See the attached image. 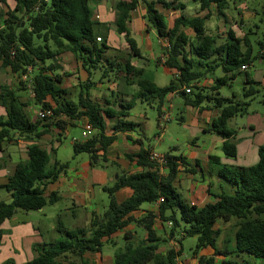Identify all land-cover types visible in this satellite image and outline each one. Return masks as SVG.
Returning <instances> with one entry per match:
<instances>
[{"label":"trees","instance_id":"obj_1","mask_svg":"<svg viewBox=\"0 0 264 264\" xmlns=\"http://www.w3.org/2000/svg\"><path fill=\"white\" fill-rule=\"evenodd\" d=\"M194 1L199 4L201 11L210 13L214 5L220 14L230 4V0ZM13 2V9L0 12V61L13 82L11 87H3L0 91V106L6 111V116L0 117V148L12 131L18 138L39 140L48 132L40 131L41 127L49 129L55 126L65 131L85 117L96 134L84 142H75L73 151L75 155L89 154L92 166H96L99 159L98 148L106 150L115 141L114 136L105 135L106 118L119 119L118 124L113 127L115 133L132 131L135 125L123 118L134 107L136 100L152 98L162 102L166 96L177 91L176 84L158 87L144 78V70L133 66L130 60L109 55L111 47L108 42L103 39L101 42L97 41L95 26L98 24L93 22L89 0ZM140 5L146 9L145 20L148 25L161 39L168 42L164 64L178 72L181 85L190 87L195 81L214 75L220 68L223 76L214 79L213 87V91H219L237 78L243 66H253L256 58L249 38L239 39L229 31L225 40L218 44L215 38L206 33L209 14L195 18H186L182 14L173 21L170 28L157 6L161 5L164 9H184L185 6L176 0H123L116 5V32L125 37L132 57L141 58V53L136 41L130 37L128 23L131 13ZM185 29L193 30L195 39L191 40L184 33ZM63 53H71L89 75H92L93 70H100L102 78L121 73L125 75L127 84L135 83L140 90L133 95L130 103L120 105L119 110L92 100L88 92L89 85L82 86V91L74 102L67 98V91L61 88L62 77L54 74V65H47L49 60ZM259 57L264 58V54L260 53ZM26 75L35 92L34 104L41 110L53 109V117L43 120L37 118L34 122L27 118L24 105L19 101V94L28 90L27 81L24 80ZM191 93L186 94L184 90L180 96L192 106L198 107L209 99L201 93ZM257 93L258 90L254 88L246 89L245 97L249 98ZM191 98L193 99L190 101ZM216 101L221 112L213 121L212 130L225 139V156L236 158L237 149L233 141L237 132L229 128L228 122L246 114L249 103H236L222 98ZM137 142L142 145L141 140ZM150 154V151L142 150L137 155H128L131 162L146 168V171L123 174L114 186L104 188L109 197L108 210L102 217L94 216L90 228L68 231L64 238H59L50 245H36L33 248L36 257L25 264H92L85 258L86 254L101 252L104 240H109L131 221L130 214L140 210L144 204L157 202L160 219L172 223L171 236L181 228L185 236L196 238L194 256H198L203 249L211 248L214 256L228 257L221 264H264V146L259 148L258 163L250 167L220 165L216 158H212L220 166L219 176L234 186L235 191L215 194L217 202L203 208L188 204L174 186L178 162L183 164L186 172L195 174L185 159L167 155L166 164L160 165L149 159ZM27 155L28 160L15 167L4 186L12 200L10 203H0V224L12 219L19 210L40 211L58 202L56 193L46 197V188L67 170L68 164L55 162V167L49 169V154L39 146L29 148ZM102 161L106 162L107 159L102 157ZM196 165L200 167V162ZM162 168L168 169L165 177L159 173ZM122 188H130L134 194L118 204L115 194ZM167 211L173 212L169 219L164 217ZM154 220L155 215L152 213L140 220L147 232L148 244L126 246L115 254L114 264H178L182 249H169L166 255L157 253L161 239L154 230ZM232 220L236 221L234 239L227 241L225 248L221 250L218 248V239L222 231L216 229V225L220 221L230 223ZM233 241L235 246L229 249ZM198 263L215 264V260L200 257Z\"/></svg>","mask_w":264,"mask_h":264},{"label":"crops","instance_id":"obj_2","mask_svg":"<svg viewBox=\"0 0 264 264\" xmlns=\"http://www.w3.org/2000/svg\"><path fill=\"white\" fill-rule=\"evenodd\" d=\"M120 1L123 0H89L93 13H98L100 16V21L98 25L95 26L96 36L102 38L103 41L108 42L111 32L114 31L119 38H122V41L119 43L121 50H115L114 47H111L109 52L111 57H120L124 60H130L133 66L144 70V78L152 81L158 87H167L172 83L178 86L177 91L166 96L162 102L152 98L136 100L134 107L129 110L127 116L123 118L124 121L133 123L131 120L132 111L137 103L140 102L147 104L151 108H157L158 126L160 129L165 131L169 128V123L174 119L172 115L174 101L177 98H181L184 105L181 107V115L179 119L184 121L183 114L186 113L191 118V123H195L196 128L204 132L206 141H204L203 145L200 146L192 140L189 143L188 151L180 156H171L169 154L160 155L152 146H145L144 140L146 139V134L144 133L141 124L133 123L135 127L132 131L115 133L113 131V127L118 124L119 119L106 118L105 135L108 137L114 136L115 141L106 150L98 148L97 155L99 159L96 166H92L89 154L85 157L83 156L85 153L79 155H75L73 153L74 155L70 159L65 162H59L60 164H68L67 170L61 173L55 182L49 183L46 188V197H48L51 193H56L59 197L56 204L66 201L67 204L65 211L68 214L72 212L73 218L77 217V215L75 216L76 212H80L86 221V226L78 228H66L60 224L61 226L58 231L60 237H64L68 231L90 228L94 216L102 217L105 214L108 206L106 209L101 211L97 203V192L99 190L104 191V188L114 186L118 178L123 174H138L146 171V168L137 165L135 162H131L128 159V155H137L142 150H146L161 157L169 155L174 158L182 157L185 159L186 163L194 169L195 174L186 172L183 164L178 162L174 186L188 204L196 206L197 208H203L209 204H215L217 202L214 197L215 194H221L222 192L234 193L235 191L234 186L230 185L219 176L220 166L217 165V160L220 165L234 167H250L257 164L259 161L258 151L262 145L256 146L254 143L247 145L248 140H238L237 134L235 141H233V144H235L237 149V155L234 159H236V162L238 163L239 158H241L243 162H241V164H233L230 161L231 158L225 156L223 152L225 139L220 134L212 130L213 121L219 117L221 112V108L217 106L216 100L222 98L230 99L235 102V98L222 97L220 95V90H222L223 87L219 91H213V75H208L202 80L195 81L190 87L180 84L178 72L167 68L164 64L163 53L166 52V40L161 39L157 32L146 22V9L143 5H140L131 13V19L128 23L130 37L136 41L137 47L141 53V58L131 56V51L126 43L125 37L116 32L117 12L115 7ZM176 1L182 3L185 8L164 9L161 5L157 6V10L163 14L168 26L171 28L173 21L182 14L186 18H189L185 15V13L189 11H197L195 17H205L209 14V19L206 22V33L215 38L217 42L224 41L229 31H232L239 39H243L245 37L249 38V33H247L245 29L248 25H250L249 23L252 22L253 19L259 16V12L252 6L248 5L251 0H230V2L232 1L233 3V8L237 17L231 16L232 14L230 15L226 12L230 7V4L223 14H220L214 5L211 7V11L209 13L201 11L199 4L194 0H186V2H181L180 0ZM191 2L196 4L194 9L190 6ZM7 6L9 9H13L15 4L13 2L11 4H7ZM262 8L264 11V5ZM211 19L216 23L220 34L219 36H213L210 32H208V21ZM190 31L191 33H189ZM184 33L191 40L195 39V33L193 30L185 29ZM151 34H155L158 37V44L160 45L162 52L160 56H156L153 53V44L150 39ZM260 46H263L260 53L264 54V43L263 45L260 44ZM150 63L162 67L165 75H170L172 77L169 84L160 86V84L153 79V71L150 69ZM47 65H54V74L62 77L61 88L67 91L68 99H70L69 96H72L79 88L82 91V86H86V84L89 83L88 85L94 86V88L91 89L90 87L88 89L92 100L113 110H119L118 107L120 105L130 103L133 95L137 94L140 90L138 85L135 83L132 85L127 84L125 75L123 74L124 84L122 92L119 93L116 91L117 89L114 90L110 88V94L108 92L103 93L102 96L104 99H98L99 97L95 94V92L98 88H100L101 84H104L101 80V71V75L95 72L92 73V75H89V73L83 69L81 64L77 62L71 53H63L56 56L53 59V62L47 63ZM220 70V68L217 69L215 73ZM249 70L250 68H248L245 72L241 71L238 75H244L248 84L253 80L249 74ZM118 75H115L116 77H112L111 75L109 82L113 83L114 81L111 78L118 79ZM96 79L99 81L96 82ZM103 79L108 80V78ZM12 84V80L8 77L6 70L2 67V62L0 61V91L1 88L11 87ZM125 85L132 88L133 94L128 91V89H125ZM187 88L191 89L192 93H201L202 95L209 97V99H206L198 107L192 106L180 96V93H183V91ZM207 89H209L210 92H208ZM26 93L27 92H22V94H19V101L24 105V111L27 118L34 122L38 118L37 114L40 111V107L38 106V108H35L34 102L31 105V100L27 97ZM192 99L193 98H191L190 101ZM101 100H103L104 103H102ZM248 100V102L245 101L243 103H249L250 107L251 103L254 101V96L251 98L249 97ZM48 102L53 104L50 99H48ZM5 116V109L0 106V117ZM144 118H147L146 114L144 115ZM234 118L228 122V126L232 130L234 129L230 126V123ZM63 119L66 120L65 118ZM87 122L88 119L82 117L76 121L73 126H69L65 131H61L55 126H52L49 129L41 127L40 131L46 130L48 132L39 140L18 138L17 134L12 131L8 138L4 140L0 148V170H7L6 175H3L6 176V178L0 175V187L4 188L8 182L9 176L13 173L15 167L19 163L26 162L28 160L27 152L29 148L32 146H39L42 150H45L49 154V157L50 154H57L59 146L62 145V138L68 135L70 128L80 126L84 130ZM94 134H96V131L93 130L91 136ZM138 140L142 141V145L137 142ZM77 141L84 142V140L80 141L73 138L72 146ZM102 157L106 158L107 161H102ZM212 158H216L217 160L214 161ZM197 162H200V167L196 165ZM159 173L165 177L168 175V169L162 168ZM133 194L134 191L132 189L122 188L116 192L115 198L117 203L121 204L132 197ZM40 211H43V209ZM148 213L155 215L154 230L157 237L161 239L160 245L157 249L158 254L166 255L169 249H174L175 251L183 249L181 256L177 260L178 264H199L198 260L200 257L207 259L214 258L215 264H221L223 260L228 259V257L224 258L221 256H214V251L211 248L201 250L198 256L193 255V249L192 257L188 258L184 253V242H181L182 244L179 243V239L182 238L185 241L187 236H185L182 230L179 232L180 229L176 230L174 236L170 235L172 223L170 221H162L160 219L159 202L147 204V206L144 204L140 210L130 214L129 216L131 221L123 229L115 233L109 240H104V246L101 252L88 253L85 255V258L90 260L92 264H114L115 254L120 252L126 246L130 244L133 246L148 244L147 232L142 224H140V220ZM172 215L173 212L167 211L164 217L169 219ZM177 216L179 217V214H177ZM219 224L220 222L217 223L216 229H220L217 227ZM234 246L235 242L233 241L228 248L231 249ZM218 248L221 249L219 244ZM257 264H259V262Z\"/></svg>","mask_w":264,"mask_h":264},{"label":"rangeland","instance_id":"obj_3","mask_svg":"<svg viewBox=\"0 0 264 264\" xmlns=\"http://www.w3.org/2000/svg\"><path fill=\"white\" fill-rule=\"evenodd\" d=\"M180 1L186 2V0ZM11 3H13V0H4L3 2L0 1V12L7 11L9 9L7 4ZM190 4L193 9L196 7V4L193 2ZM248 5L252 6L259 12V16L253 19L252 22L249 23L250 25H248L245 29L246 32L249 33L253 56L256 58L253 66L250 67L249 70V74L253 80L250 84H248L244 75L237 76L234 81L229 82L227 86H224L222 90H220V95L222 97L235 98L236 103H243L245 101H249L248 98L245 97L246 89L250 90V88H254L255 90H258V93L254 96V101L248 108V112L234 118L230 123V126L237 132L238 140H248L247 145L254 143L256 146H264V59L259 57L261 52L260 43H264V11L262 8L264 0H251ZM226 12L230 15L232 14L231 16L237 17L232 1L230 2V7ZM196 13L197 11H189L186 12L185 15L189 18H194ZM218 31L219 30L214 20H209L208 32H210L213 36H219L220 34ZM189 33H191V31ZM150 39L153 44L154 55L160 56L162 52L160 45L158 44V37L155 34H151ZM121 41L122 38H119L118 35L112 31L111 36L108 39V45L110 47H114L115 50H121L119 45ZM222 42H218V44ZM166 43L168 44L167 41ZM167 49L168 48L166 47V51ZM165 53L166 52L163 53V59H165ZM52 62L53 60L48 61V63ZM150 69L153 71V79H155L160 86H165L170 83L172 77L170 75H165L162 67L150 63ZM94 72L101 75L100 70H93L92 73ZM113 76L115 75L112 74V77ZM123 76V74H120L118 75V79L111 78L114 81L113 83L109 82V78L108 80L102 78L101 80L105 85L101 84L100 88H98L95 92V94L99 97L98 99H104L102 96L103 93L108 92L110 94V88L114 90L117 89L116 91L121 93L124 84ZM222 76L223 73L220 70L213 75V78L216 79ZM97 81L99 80L96 79V82ZM89 86L91 89L94 88L92 85ZM125 89H128V91L133 94L131 87H127L125 85ZM83 90L85 91V88ZM207 91L210 92L209 89H207ZM26 92L27 97L31 100L30 104L32 105L34 102L33 98H31L29 90ZM80 92L81 89L79 88L77 92L73 93V95L69 96V98L73 101H77ZM251 97L253 96H250V98ZM101 102L104 103L103 100H101ZM183 105L184 102L181 98L175 99L172 113L174 119L169 123V128L163 131L158 126L157 108H151L147 104L140 102L137 103L132 111L131 120L134 124L142 125L144 133L146 134V139L144 140L146 147L149 145L152 146L160 155L169 154L171 156H180L188 151L189 143L192 140L200 146L203 145V142L206 141L204 132L197 129L195 123H191V118L186 113L183 114L184 121L179 119L181 115L180 110ZM34 107L38 108L36 105H34ZM145 114L147 115L146 119L144 118ZM83 132L84 130L80 126L70 128L68 135L62 138V145L59 146L57 154H50V162L48 165L49 169H53L55 167L56 161L65 162L74 155L72 140L75 138L76 140L85 141L86 138L83 137ZM86 155L87 154H84L83 156L86 157ZM230 161L233 164H241V162H243L241 158H239L238 163L234 158H231ZM6 172L7 170L1 169L0 175H6ZM3 177L6 178V176ZM11 200L9 192L0 187V203H10ZM97 203L101 211L109 206L108 194L103 190H99L97 192ZM66 204L67 202L64 201L54 206H46L43 211L25 212L19 210L12 219L0 224V264H6L7 262L25 264L34 260L36 253L33 248L36 245H50L56 242L59 238H62L58 232L61 226L60 224L66 228L86 226V221L80 212H76L75 216L77 215V217L73 218L72 212L68 214L65 211ZM145 205L147 206V204ZM235 224V220H232L228 224L220 221L219 226H217L222 231L218 242L221 249L225 248L228 240L230 241L234 239V235L236 233ZM179 232H181V228ZM179 240V243L184 242L185 255L188 258H191L192 250L196 246V239L187 237L185 241L182 238Z\"/></svg>","mask_w":264,"mask_h":264},{"label":"built area","instance_id":"obj_4","mask_svg":"<svg viewBox=\"0 0 264 264\" xmlns=\"http://www.w3.org/2000/svg\"><path fill=\"white\" fill-rule=\"evenodd\" d=\"M45 1L48 2V0H45ZM99 21H100L99 14L98 13L97 14L93 13V22L95 24H98ZM97 41L101 42L102 38L97 37ZM166 47L169 48V44H167ZM247 69H248V66H243L241 68V71L245 72V71H247ZM24 80L27 81V88L29 90L30 96H31V98L34 99L35 98V92H34V89H33V85L29 81V76L26 75L24 77ZM185 92H186V94H190L191 93V89L187 88V89H185ZM53 114H54L53 113V109H48V110H41L40 109V111L37 114V117L43 120V119H46V118L53 117ZM92 131H93L92 126L90 125L89 122H87V124L85 125V128H84V132H83V137L86 138L85 140L90 138ZM149 159L151 161H153V162H156V163L160 164V165H165L166 164V158L165 157H161V156H159L157 154H154V153L150 154Z\"/></svg>","mask_w":264,"mask_h":264}]
</instances>
